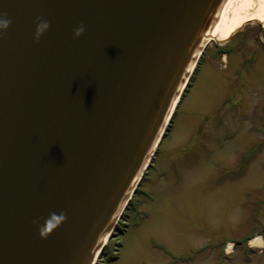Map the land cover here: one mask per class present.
<instances>
[{
	"label": "water",
	"instance_id": "water-1",
	"mask_svg": "<svg viewBox=\"0 0 264 264\" xmlns=\"http://www.w3.org/2000/svg\"><path fill=\"white\" fill-rule=\"evenodd\" d=\"M224 2L0 0V264H92Z\"/></svg>",
	"mask_w": 264,
	"mask_h": 264
},
{
	"label": "rangeland",
	"instance_id": "rangeland-1",
	"mask_svg": "<svg viewBox=\"0 0 264 264\" xmlns=\"http://www.w3.org/2000/svg\"><path fill=\"white\" fill-rule=\"evenodd\" d=\"M260 32L249 21L210 43L132 206L92 264L107 256L115 259L105 264H264V246L247 245L258 231L264 237ZM228 240L238 243L223 254Z\"/></svg>",
	"mask_w": 264,
	"mask_h": 264
},
{
	"label": "bare ground",
	"instance_id": "bare-ground-1",
	"mask_svg": "<svg viewBox=\"0 0 264 264\" xmlns=\"http://www.w3.org/2000/svg\"><path fill=\"white\" fill-rule=\"evenodd\" d=\"M249 21L255 22L258 25H261L262 22H264V0H225L220 13L216 17L215 21L211 24L212 26L209 28L203 39H226L237 27ZM199 51H197V54L199 53ZM192 64L191 70L194 66V64L193 66ZM184 101L185 100H183V103ZM132 191L133 190H131L128 194V197L126 198V201H124L120 212L131 197ZM108 236L109 234L106 235L103 244L95 253V258L102 251V249L107 246V243L109 244V242H107L109 238ZM252 243L259 247H263L264 237L259 233L258 235L252 237ZM232 244L233 241L228 240L227 248H230Z\"/></svg>",
	"mask_w": 264,
	"mask_h": 264
},
{
	"label": "clouds",
	"instance_id": "clouds-1",
	"mask_svg": "<svg viewBox=\"0 0 264 264\" xmlns=\"http://www.w3.org/2000/svg\"><path fill=\"white\" fill-rule=\"evenodd\" d=\"M10 20L6 17H0V26H7ZM84 30L83 25L76 29V34L79 35Z\"/></svg>",
	"mask_w": 264,
	"mask_h": 264
},
{
	"label": "flooded vegetation",
	"instance_id": "flooded-vegetation-1",
	"mask_svg": "<svg viewBox=\"0 0 264 264\" xmlns=\"http://www.w3.org/2000/svg\"><path fill=\"white\" fill-rule=\"evenodd\" d=\"M264 30V25L263 26H259V33H260V31H263Z\"/></svg>",
	"mask_w": 264,
	"mask_h": 264
}]
</instances>
